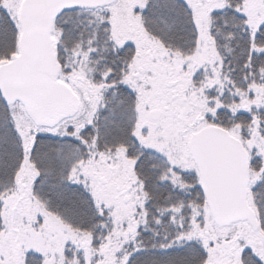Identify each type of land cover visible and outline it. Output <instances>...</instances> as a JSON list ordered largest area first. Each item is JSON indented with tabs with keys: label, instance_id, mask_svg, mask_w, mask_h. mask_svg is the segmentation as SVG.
Instances as JSON below:
<instances>
[{
	"label": "snow or ice",
	"instance_id": "6c2138e0",
	"mask_svg": "<svg viewBox=\"0 0 264 264\" xmlns=\"http://www.w3.org/2000/svg\"><path fill=\"white\" fill-rule=\"evenodd\" d=\"M0 264H264V0H0Z\"/></svg>",
	"mask_w": 264,
	"mask_h": 264
}]
</instances>
